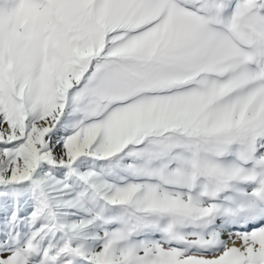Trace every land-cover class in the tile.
I'll return each mask as SVG.
<instances>
[{"label":"snow or ice","instance_id":"snow-or-ice-1","mask_svg":"<svg viewBox=\"0 0 264 264\" xmlns=\"http://www.w3.org/2000/svg\"><path fill=\"white\" fill-rule=\"evenodd\" d=\"M0 264H264V0H0Z\"/></svg>","mask_w":264,"mask_h":264},{"label":"bare ground","instance_id":"bare-ground-1","mask_svg":"<svg viewBox=\"0 0 264 264\" xmlns=\"http://www.w3.org/2000/svg\"><path fill=\"white\" fill-rule=\"evenodd\" d=\"M240 242L239 240L236 241V246H239Z\"/></svg>","mask_w":264,"mask_h":264}]
</instances>
